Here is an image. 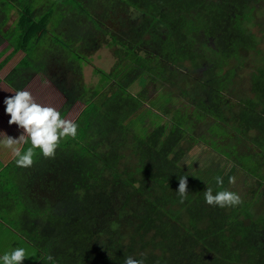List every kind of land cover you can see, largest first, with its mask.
Wrapping results in <instances>:
<instances>
[{
    "label": "trees",
    "instance_id": "16d2710c",
    "mask_svg": "<svg viewBox=\"0 0 264 264\" xmlns=\"http://www.w3.org/2000/svg\"><path fill=\"white\" fill-rule=\"evenodd\" d=\"M263 2L0 0V46L8 43L0 70L24 53L8 85L21 91L41 72L65 95L62 118L76 102L84 105L74 119L77 136L63 138L54 158L35 149L31 167L11 162L21 176L8 185L0 178V215L41 252L35 264H123L128 256L144 264H264V216L253 215L247 201L208 205L206 187L223 189L179 163L191 150L188 134L207 121L212 147L264 184V58L251 74V95L223 98L231 61L261 51L264 30L254 14ZM128 7L144 14L139 30ZM153 26L166 30L157 53L140 43ZM103 46L118 60L111 70L96 67L100 76L88 83L85 64ZM144 76L148 83L132 90ZM152 85L172 91L164 103L175 104L174 115L138 135L129 122ZM179 94L187 102L176 105ZM182 176L189 190L183 202ZM134 197L142 209L123 224L117 202L125 209Z\"/></svg>",
    "mask_w": 264,
    "mask_h": 264
},
{
    "label": "rangeland",
    "instance_id": "374dc122",
    "mask_svg": "<svg viewBox=\"0 0 264 264\" xmlns=\"http://www.w3.org/2000/svg\"><path fill=\"white\" fill-rule=\"evenodd\" d=\"M256 8L257 9H255L254 14L255 20L264 30V2L258 4ZM125 15L130 18L131 24L138 27L137 30L141 28V24L144 20L143 12L133 7H128ZM190 16H193L192 20L194 21L197 19L194 12ZM117 26H120V22H117ZM160 34H166V30L160 27L155 29L153 26V29L149 31V33L144 34L143 37L145 38L144 41L142 40L140 42L141 45L145 43L148 49L157 53L159 50L157 45L159 43L158 36ZM7 45L8 43L5 42L2 46H0V51L5 49ZM260 49L261 51L252 50L245 53L238 59V61L236 59L231 61L234 67V75L232 80L227 83L223 90V98L226 101H237L240 98L252 94L251 74L262 63L264 58V41ZM7 54L8 52L2 55L0 61L3 60ZM23 54L24 53H19L9 61L10 64L7 68V74L12 70L16 62L22 58ZM117 60L118 56L114 51H112V49L105 46L101 47L93 54L90 63L85 64V81L88 83L91 81H97L100 75L95 72V68L100 67L102 69L111 70ZM7 74L3 77L4 81L6 80ZM146 83H148V79L144 76L140 78L139 81L135 82L131 86V89L139 91L146 85ZM38 85L39 84H37V82L32 81L22 90L30 91L37 103L51 107L56 106V109H59L64 102L60 101V98L56 96V92H54L52 88H50L52 90L46 88L49 92L45 89L43 91H39ZM54 85L58 88L56 84ZM152 86L153 87L150 89L148 99L146 100L143 109L135 114L129 122L133 132L138 135L145 134L157 127L159 124L163 123L165 120L171 121L174 115L175 104L173 102L164 103V97L168 96L170 92L169 87L159 88L157 90L154 85ZM10 88L16 92V90L12 87ZM11 93V91H5L3 94L8 97ZM171 93L172 91L170 94ZM181 101L187 102V98L184 95L179 94V97H177L174 102L176 105H180ZM83 106L82 102H76L64 118L74 121ZM206 122L207 121H200L188 134V136L192 135L194 139L189 141L188 144L191 145V150L188 151L181 159L179 162L180 165L189 172L193 173L201 181L207 182L213 187L237 192L242 197L243 202L247 201V203H250L249 210L253 215L256 217L264 216V184H261L258 181L257 176L243 167H240L230 157H227L225 154L212 147L209 138L210 136H208V133H205L208 131V123ZM218 176L223 179L222 186L218 185L216 182V177ZM233 176L236 177V183L234 185L229 183V177ZM122 201L123 199L117 202L116 205L119 214L118 220L121 223L128 225L131 224L134 219L133 213L142 209L143 202L138 197H134L130 204L123 209ZM120 207H122V209H120Z\"/></svg>",
    "mask_w": 264,
    "mask_h": 264
},
{
    "label": "clouds",
    "instance_id": "9594fccd",
    "mask_svg": "<svg viewBox=\"0 0 264 264\" xmlns=\"http://www.w3.org/2000/svg\"><path fill=\"white\" fill-rule=\"evenodd\" d=\"M4 104L6 113L10 115L8 123L16 124L23 129L15 138L0 132V146L11 150L18 167L28 168L33 165L35 149H40L45 158H54L63 138L77 136L78 125L74 121L62 118L60 112L51 106L37 103L28 90L14 92V95L5 98ZM29 141L31 146L26 151H22L19 146ZM216 182L222 186V177H216ZM229 183L234 185L236 177H229ZM188 191L187 176L179 177L177 193L181 202L187 199ZM204 199L208 205L221 208L236 207L243 203L242 197L237 192L228 189L214 192L211 187H206ZM27 257L29 256L26 250L18 247L10 253L6 252L0 260L3 264H23ZM47 260L54 261V258L48 255ZM123 264H144V259L128 256Z\"/></svg>",
    "mask_w": 264,
    "mask_h": 264
},
{
    "label": "crops",
    "instance_id": "0c3cea01",
    "mask_svg": "<svg viewBox=\"0 0 264 264\" xmlns=\"http://www.w3.org/2000/svg\"><path fill=\"white\" fill-rule=\"evenodd\" d=\"M9 64L10 63L8 62L0 70V132H4L15 138L21 134L23 129L19 128L16 124L10 125L8 123L10 115L5 111L6 105L4 104V100L7 96L3 93H5V91H11L12 93L9 96L14 95V91L3 79V77H5L7 74V68L9 67ZM32 81H35L37 84H39V91L52 88L54 92H56V96L60 98V101L64 102V94L59 91L57 87H55L53 82L45 74L41 72L37 73L30 83ZM47 91L49 92V90ZM53 108L56 109V106ZM23 146L24 144L20 145L19 147L23 149ZM15 159L16 158L13 156L10 149L0 146V178L4 179L7 185L12 183V179L18 178V176H21L22 174V171H16L15 168L12 169L10 167L11 162H14ZM18 247L24 248L29 256L23 261V264H35L40 259L41 252L29 241H27L20 233H18L10 224H8L0 215V257H2L6 252L10 253ZM0 264H3L2 260H0Z\"/></svg>",
    "mask_w": 264,
    "mask_h": 264
}]
</instances>
